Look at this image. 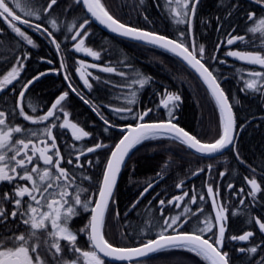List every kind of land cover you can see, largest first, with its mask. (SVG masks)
<instances>
[{
	"label": "snow or ice",
	"instance_id": "1",
	"mask_svg": "<svg viewBox=\"0 0 264 264\" xmlns=\"http://www.w3.org/2000/svg\"><path fill=\"white\" fill-rule=\"evenodd\" d=\"M76 4H82L87 13L91 15L101 25H104L112 32L123 37H129L133 40L143 41L147 44L158 46L175 54L185 61L192 69L199 74L203 83L207 86L211 97L219 109L220 132L217 139L213 142L204 143L195 135L190 134L183 127L174 123L173 108L180 102L181 97L177 94L167 93L166 100L162 101L163 107L168 109L169 119L159 122H145V117L153 109H146L134 116L137 123L127 124L122 129L123 135L114 146L110 148L102 179L96 192L91 193L89 188L82 187L78 183V177L75 172L64 167L65 157L57 143L58 137L54 130L59 128L70 132L73 141H81L90 137L92 134L80 126L77 122L70 120V112L66 110L64 102L69 97V91H63L43 115H31L25 110V97L30 86L38 82L41 77L47 73L41 72L34 75L31 79L24 82L18 92L14 108L11 112L0 110V184L12 185L11 189L0 191V264H106L107 260L118 262H129V264H141L140 258L148 257L150 254L161 253L165 250H185L194 256L199 257L207 264H230L231 258L229 252L224 251L226 239L231 241L247 242L254 237L253 231H243L239 235L226 237L228 230L229 209L223 203L218 202L220 196L219 189L209 185L207 187V196L212 198V207L215 212L213 216H206L201 223L203 227H198L195 231L187 232L179 230L187 219L181 220L182 216H196L197 213H203V209L192 211L188 206L183 208L182 213L164 217L163 225L154 239H148L135 247H120L113 245L106 238V218L110 212V202L114 201V189L117 183L118 174L125 164L126 157L133 148L146 140H155L167 137L175 139L194 150L196 153L212 156L235 146V132L237 129L236 118L233 112V104L229 96L221 87L218 77L203 62L205 47L195 43L193 33V22L197 16L198 5L201 0H165V6L169 15L176 25H187V34L185 31L179 32V39H171L166 35L158 34L154 31H146L138 27L130 26L121 22L110 13L102 0H74ZM144 0H140L143 4ZM255 4L264 8V0H254ZM58 0H43L42 4H35L33 0H0V23L7 26L15 37L20 41L37 47L32 36L25 29H32L34 32L45 33L51 39V43L60 50L61 45L57 42L54 32L49 31L42 23H33L35 21H45L50 24L51 29L59 30L57 19L51 18ZM230 14V13H229ZM147 20V17L145 16ZM247 19L253 22V26L247 29L248 32L259 34L262 43H264V16L257 17L253 12L247 14ZM90 24L88 19H84L78 25L72 24L68 27V32H73L71 40L74 44L75 52H82L87 56L100 58V53L90 47L85 46V40L89 37L87 26ZM4 29L0 28V34ZM245 37L232 35L229 33L226 40L227 45H233L236 41H244ZM219 49V45L217 46ZM227 56L237 60L244 61L250 65H259L264 68V51H232L226 53ZM15 63L5 73L0 74V92L6 90L15 91L16 83L20 82L21 73L25 68V61L29 55L16 56ZM213 60L217 58L212 57ZM226 63V61H219ZM52 63V61H47ZM79 67L76 72L79 73L80 80L83 81L85 88L91 90L93 84L88 77L99 80V77H93L88 68L100 67L97 64H87L84 60L78 61ZM65 64L61 62V68ZM100 71L105 73H116L125 77V72H118L111 66L100 67ZM243 73V69H237ZM138 76L140 74H137ZM249 79L244 81V90L264 93V71H249ZM64 79L69 80L65 75ZM150 77H141L131 80L128 87L139 85L143 88L149 83ZM11 86V88H10ZM71 92L79 96L85 103L91 101L86 99L72 83H68ZM137 92L133 90L126 97L127 105L136 104ZM171 102V103H170ZM239 103V101H236ZM31 111L35 113L37 108L28 105ZM100 105L93 106L92 110L100 116L103 123L108 127H115L110 124L108 119L98 111ZM117 114L133 113L132 107H116L112 109ZM63 120L57 124L56 121ZM22 117L33 125L43 124L44 127L39 132L25 128L21 124H12L10 116ZM108 129L105 128V131ZM70 147L75 150V163L73 159H67L68 165H74L75 168H83L80 163L81 156L87 153H94L98 149L109 148V145L97 142L94 145L77 149L73 143ZM237 159H240L239 153H236ZM99 161L97 160V163ZM88 160L87 164L92 165ZM241 163H244L241 160ZM211 165L208 166L211 170ZM204 169H199L194 175ZM256 169H252L255 173ZM224 172L220 173L223 177ZM91 177L82 176L81 180H90ZM244 180L249 186L247 197H251L253 202L257 201L258 195L264 192V187L255 175L245 176ZM23 182V183H21ZM153 185L149 183L147 187L139 194V198L132 204L135 208L140 199L151 189ZM181 187V185H177ZM233 184L228 185V189H234ZM239 193H245L241 187ZM87 194V195H86ZM188 196V192L183 195L174 196L167 202L159 200V204L165 203L179 208L181 202ZM199 199L203 201L204 195ZM197 197L193 194L190 203L195 204ZM240 205L245 204V198L239 200ZM81 210L88 213L87 223L79 229L72 227L73 219L81 215ZM161 216L164 215V209H160ZM232 215H238L233 212ZM119 216V212L116 213ZM259 231L264 233V220L254 218ZM251 222V220L249 221ZM171 229V233H169ZM215 229V231H214ZM207 233L212 236L205 238ZM84 234L87 237V247L80 245L79 236ZM259 245L250 248L240 247L237 250L240 253L258 252ZM260 264H264V258Z\"/></svg>",
	"mask_w": 264,
	"mask_h": 264
},
{
	"label": "trees",
	"instance_id": "2",
	"mask_svg": "<svg viewBox=\"0 0 264 264\" xmlns=\"http://www.w3.org/2000/svg\"><path fill=\"white\" fill-rule=\"evenodd\" d=\"M154 1L144 0L141 4L140 0H102L110 13L125 24L154 31L174 39L180 38V31H185L187 34V25H176L166 9L162 7L156 9V5L153 4ZM33 3L42 4L43 0H33ZM216 15H218V18ZM51 18L57 19L58 31L51 29L47 20L35 21L34 18L32 19L33 22L42 23L49 31L54 32L57 42L61 45L59 51L62 62L65 64L66 75L83 96L87 98L89 95V100L93 106L99 105L102 101L107 104L116 102L118 106L122 99H126L135 90L137 92L138 107L142 109L148 107L153 109L152 112L157 111L156 115H151L153 120H167L169 119L168 109L159 107L161 99L167 93L177 94L181 97V100L177 102V106L172 110L175 123L204 143L213 142L218 138L220 132L219 110L196 75L178 58L157 47L115 37L91 24L87 28L90 35L85 40V46L100 53L97 62L103 67L111 66L116 68L118 72H125L127 75L121 77L116 73L102 72L99 68H88L93 77H99L100 79L95 80L88 77L93 84V88L86 92L75 79V68L79 67L78 55L71 51L72 32L70 33L67 30L69 26L72 24L78 25L85 18L81 4H76L74 0H58V5L51 13ZM236 22V20L228 19L226 16L223 17L220 12L216 13L213 10V0H201L198 5L197 16L193 22V33L196 45L203 44L205 47L204 63L218 77L222 88L233 104L239 132L235 146L231 148L232 157L239 163L236 172L243 171L246 168L250 174H259L264 177V93L253 92L252 90L242 91L245 87L244 81L250 78L247 73L249 71H264V69L234 62L226 55L230 49L261 51V39L259 34L247 31L249 27L253 26L252 21L248 26H244L243 22L239 21L242 27H238ZM0 28L4 29L3 34H0V48H2L0 52L3 49L9 50L11 61L15 60L16 56H23L24 53H27L29 59L25 63L27 65L26 70L30 69L31 73L29 75L33 76L40 71L48 73L43 76L39 89L51 95V99L54 95L58 96L63 91H69V97L64 102V106L70 111H75L72 119L84 126L82 120L87 105L78 95L68 90L60 71L59 56L46 35L34 32L32 29H25L37 45L33 48L15 37L3 23H0ZM229 33L244 35L245 40L232 46L227 45L226 40ZM218 45L219 49H217ZM213 56L217 59L213 60ZM47 60H51L52 65L59 69L56 75L46 71L49 68ZM221 60L226 61V63H220ZM237 69H243V73L238 72ZM141 77L151 78L143 88H140L139 85L127 86L131 80ZM148 94H152V102L145 104ZM237 100L239 103L236 102ZM95 133H98V131ZM106 134L108 139L107 136H104V138L109 145V148H106L105 151L107 157L110 148L115 145L122 134L113 129H108ZM237 152L240 159H237ZM226 156L227 152L220 157L209 159L188 150L175 139L147 140L133 152L128 160L122 173L125 181L121 184L118 183L116 193H121L125 188L131 187V178H135L141 173H149V180L151 181L164 177L158 186L170 190L183 178L189 177L199 169H206L208 165L215 166V170H212L214 171L213 176L216 177L220 172H224V179L227 181L231 179L230 182H232L235 179L232 176L231 161L218 162L220 158ZM241 160L244 163H241ZM253 168L256 169L255 173L252 172ZM256 178L259 181L262 180V187H264V178L259 176H256ZM211 179L212 175L209 181ZM202 180V177L198 178L197 182ZM239 184L242 183L239 182ZM173 185L174 187H171ZM201 186L203 187V184ZM225 195L227 197L228 193H225ZM115 197L119 196L116 195ZM130 199V196L125 198L126 201ZM250 210L251 214H256L261 220H264V192L258 195L257 201L254 206L250 207ZM106 234V238L113 245H131L130 237L119 231L118 218L112 208L106 218ZM107 264L114 263L107 262ZM144 264H207V262L185 250L170 249L154 254L146 259Z\"/></svg>",
	"mask_w": 264,
	"mask_h": 264
},
{
	"label": "flooded vegetation",
	"instance_id": "3",
	"mask_svg": "<svg viewBox=\"0 0 264 264\" xmlns=\"http://www.w3.org/2000/svg\"><path fill=\"white\" fill-rule=\"evenodd\" d=\"M153 4L156 5V9H160L161 7L164 8L165 0H155ZM213 10L216 13L220 12L223 17L226 16L228 19L236 20L237 21L236 25L238 27H242V24L239 23V21H242L244 26L249 25L250 21L247 19V14L249 12L255 13L257 17L264 16V8L255 4L254 0H213ZM216 17L218 18V15H216ZM240 36H244V35H240ZM260 48L261 51H264V43H262V41L260 44ZM71 50H72V46H71ZM76 55H78V61L84 60L87 64L94 63L101 65L97 62V59L91 56H87L86 54L80 55L77 53ZM7 63L12 64L15 62H7ZM47 66L49 68H47L46 71H48L49 73H53L56 75L59 72V69L56 68L54 65L49 64ZM29 70H30L29 68L27 70L26 68L24 69L23 71L24 74L21 75L20 82L16 83L15 85V91L6 90L5 92H0V110H5L7 112L12 111L15 105V100L18 96V92L22 84L34 76V75L31 77L28 76ZM63 70L65 71L64 68L60 69L61 73H63ZM5 72L6 70H4L1 74ZM41 72L44 71H40L38 72V74ZM74 74L77 83L80 84L81 81L76 75V68ZM42 79L43 77L33 86H30L29 91L26 93V97L24 101L25 110L31 115H43L44 112L47 110V108L50 107L51 103L57 97V95H54V97L51 99V95H49L48 93H44L43 91H41V89H39V85ZM68 81L72 83L70 79ZM82 87L84 88V91L86 92L89 91V89L85 88L84 86ZM86 99L89 100V95L87 96ZM151 102H152V94H148L144 103L150 104ZM29 104L37 108V111L35 113H33L31 111V108L28 107ZM137 104L138 102L136 101V104L134 105H127L126 99H122L118 103V106L116 102L114 104L113 103L107 104L106 102L102 101L99 103L100 107L98 108V111L103 115L105 119L109 120L110 124L115 125L117 127H124L127 124L134 125L135 123H137L138 121L134 119V116L146 109H149L148 107L142 109L138 107ZM86 105L87 107L84 110V117L82 120L84 126H82L81 124L79 125L84 127L85 130L89 131L92 134L90 137L84 138L83 140L77 142L72 140L69 131L61 130L57 128L54 130V132L58 137L57 143L60 146L61 152L65 157V163L63 166L75 172L78 177L77 182L81 183L82 187L89 188L91 193H94L98 189L99 182L102 176L103 166L105 165L107 159L105 155L106 148L98 149L94 153L81 156L80 163H82L84 167L77 169L74 167V165H68L66 163L67 159H73L75 163L76 152L70 147V145L74 143L77 149L80 148L86 149L87 147H90L97 142H102L108 145V141H105L104 138V136H107L106 133L108 131V130L105 131V128L107 129H114V128L108 127L103 123V120L100 118V116L97 115V113L92 110L93 105L91 103ZM116 107H132L133 113L117 114L112 110L113 108ZM160 108L163 109L164 107L160 106ZM68 111L70 112V120L72 122H75L72 119V116L75 114V111H70V110ZM155 113H157V111L150 112L149 115L145 117V122L162 121V120H153L151 118V115H156ZM58 115L61 116V119L56 121L57 124L61 123L63 120L62 114L58 113ZM10 121L12 124H21L25 128L32 129L37 132H39L44 127L43 124L33 125L28 121H24L22 117H19L18 115L15 118L10 116ZM96 131H98V133H95ZM117 131L121 132L123 135L122 130H117ZM106 138L108 139V136ZM144 151H146V149H144ZM232 156H233V152L231 149H229L227 152V156L225 158H220L218 162H224L225 160L231 161V169L233 171L232 176L234 177L235 180L230 182L231 179L227 181L226 179H224V176L223 177L213 176L211 181V186L214 188V190H216L217 188L219 189L220 196L217 197V199L221 203L226 205L229 209V213H228L229 219L227 222L228 230L226 232V237H230L231 235H239L242 234L243 231H248V230L253 231L255 235L247 242L231 241L230 239H226L223 250L229 252L231 258L230 264H260L261 259L264 258V233H261L259 231L258 225H256L254 221V218H260V217L256 214H251L250 207L254 206L255 202L252 201L251 197H247L246 194L249 190V186L246 184L244 180L245 176H252V174H250L246 168H244L243 171L236 172L239 163ZM88 160H91L93 162L91 166L87 164ZM97 160L99 161L98 163ZM253 175L264 178L262 177V175L259 174H253ZM82 176H88L91 177V179L81 180ZM149 179H150L149 173H144V174L141 173L137 175L135 178H131L130 183L132 184V186L129 188H125L121 193L117 192L116 195H118L119 197L115 198V201L110 206V209L112 208L114 210L115 215L117 212H119V216L118 217L116 216L118 218L119 231L121 233H124L131 239L130 242L131 245H128L127 247L138 246L141 242H145L148 239L156 238V235L159 233L161 226L163 225L164 217H172L182 213L183 208L185 206L190 207L194 212L197 211V209L202 208L203 213L198 212L196 216H191L190 218H188V215L182 216L181 220L187 219V223H184L182 228L179 230H183L187 232L195 231L198 227H203L201 221H203L206 216L214 217L213 208L207 196V187H206V184L208 183L207 179L205 180L203 179L202 181L197 182L198 178L190 182H185V183L183 181L179 182L178 184L181 185V187L179 188L177 187L178 184L175 187L174 184L173 186H171L174 188L170 190H165L164 187L159 188V186L157 185L155 188L148 191L149 193L139 202V204H137L135 208L130 209L134 201L139 197V194L143 191V189L147 187L149 183H152L155 180L154 179L151 181ZM184 179L185 178H183V180ZM124 181H125L124 176H122L119 180V183L121 184ZM141 182L143 183L139 186ZM239 182L242 184H239ZM260 182L262 184V180H260ZM201 184H203V187L201 186ZM229 184H233L234 186L237 184V186L234 187V189L229 190L228 189ZM11 187L12 185L0 184V191L9 190L11 189ZM241 187L245 189V193L243 194L239 193V189ZM184 192H188V196L185 197L183 202H181V206L179 208L175 207V204L169 205L165 203L164 206H161L159 204V200L161 199L167 202L168 200L172 199V197L174 196L183 195ZM225 193H228L227 197ZM193 194H195L197 197V202L195 204L190 203V198ZM200 195L205 196V199L203 201L199 199ZM128 196H130L131 199L129 201H126L125 198ZM242 196L245 198L244 205H240L239 203V200L242 198ZM161 207H163L164 209L163 216H161L160 213ZM233 212H237L238 215H232ZM88 216H89L88 213H84L81 210V215L73 219L72 227L74 229H79L80 227H83V225L87 223ZM250 220L251 222H249ZM171 231L172 230L169 229V233H171ZM211 236H212L211 233H207L205 238H209ZM86 242H87V237L84 234H80L79 236L80 245L87 247L88 245ZM255 245H259L258 252L256 254H252L248 252L240 253L237 250L240 247L250 248ZM119 246L125 247L124 245H119ZM148 258L149 257L144 258L141 261V264H144V261Z\"/></svg>",
	"mask_w": 264,
	"mask_h": 264
},
{
	"label": "water",
	"instance_id": "4",
	"mask_svg": "<svg viewBox=\"0 0 264 264\" xmlns=\"http://www.w3.org/2000/svg\"><path fill=\"white\" fill-rule=\"evenodd\" d=\"M86 10V9H85ZM87 12V11H86ZM88 15H89V17H90V19L91 20H89L90 22L91 21H94L98 26H100L102 29H104V30H106V31H108V32H110V33H113V34H115V35H119V34H117V33H114V32H112L110 29H108L107 27H105L104 25H101L98 21H96L94 18H92L91 17V15L89 14V13H87ZM120 36V35H119ZM123 37V36H122ZM124 38H127V39H131V38H129V37H124ZM131 40H133V39H131ZM134 41H137V40H134ZM139 42H143V41H139ZM143 43H145V42H143ZM166 50V49H165ZM78 53V52H77ZM78 54H81V55H85L84 53H82V52H80V53H78ZM180 58V57H179ZM231 58H233V57H231ZM181 59V58H180ZM234 60H236V61H239V62H242V63H244V64H247L246 62H244V61H240V60H237V59H235V58H233ZM182 60V59H181ZM185 62V61H184ZM186 63V62H185ZM187 64V63H186ZM188 65V64H187ZM248 65H250V64H248ZM189 66V65H188ZM253 66H259V65H253ZM190 67V66H189ZM260 67V66H259ZM191 68V67H190ZM192 69V68H191ZM195 73H196V71L194 70V69H192ZM197 74V76L199 77V79L203 82V80H202V78L199 76V74L198 73H196ZM78 76H79V73H78ZM79 78H80V76H79ZM82 83H83V81H82ZM204 84V83H203ZM205 85V84H204ZM206 86V85H205ZM206 88H207V86H206ZM234 112V111H233ZM236 133V132H235ZM135 148H133L132 150H131V152L129 153V155H128V157H126V160H125V164H126V162H127V160H128V158L130 157V155H131V153L133 152V150H134ZM226 150V149H225ZM225 150H223L222 152H220V153H216V154H214V155H212V156H216V155H219V154H221V153H223ZM125 164L122 166V168H121V171H120V173L118 174V177H117V181H118V179H119V177H120V174H121V172H122V170H123V168H124V166H125ZM199 174V173H198ZM198 174H196V175H198ZM196 175H194V176H196ZM117 184V183H116ZM115 190V189H114ZM112 261V260H111ZM117 262V261H116Z\"/></svg>",
	"mask_w": 264,
	"mask_h": 264
}]
</instances>
